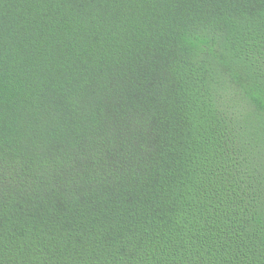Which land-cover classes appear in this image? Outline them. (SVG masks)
Wrapping results in <instances>:
<instances>
[{
    "label": "trees",
    "instance_id": "1",
    "mask_svg": "<svg viewBox=\"0 0 264 264\" xmlns=\"http://www.w3.org/2000/svg\"><path fill=\"white\" fill-rule=\"evenodd\" d=\"M0 264H264V0H0Z\"/></svg>",
    "mask_w": 264,
    "mask_h": 264
}]
</instances>
